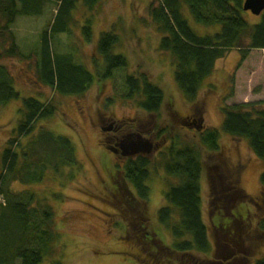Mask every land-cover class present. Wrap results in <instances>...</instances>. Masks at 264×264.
I'll list each match as a JSON object with an SVG mask.
<instances>
[{
	"label": "rangeland",
	"instance_id": "374dc122",
	"mask_svg": "<svg viewBox=\"0 0 264 264\" xmlns=\"http://www.w3.org/2000/svg\"><path fill=\"white\" fill-rule=\"evenodd\" d=\"M153 1L100 0L93 11L80 4L74 13L72 35L54 38V52L75 54L76 63L85 66L95 76V83L82 97L61 96L38 82L39 57L32 52L38 49L41 34L53 20L58 7L50 3L44 15L19 17L13 25L21 52L27 56L32 54L29 59L6 58L0 62L15 78L14 87L20 94V99L0 109V156L21 121L23 100L34 98L44 103L52 99L58 109L56 115L39 121L24 142H31L46 129L55 136L68 138L75 147L78 161V166L67 167L61 173L44 171L42 182L13 184L16 192L36 194L32 207L38 208L41 200L53 209L55 230L60 239L55 244L54 254L46 255L41 264H255L264 258V187L260 181L264 163L251 151L246 140L224 133H221V149L228 165L238 171L239 190L245 194V200L231 203L226 198V205H222V199L216 196H230V191L225 193L227 195H215L209 181V166L215 159L210 160L209 153L203 152L207 167L201 176V196L210 252L207 255L194 254L198 260L185 256L175 258L169 254L164 258L166 262L160 263L149 258L144 251L146 246L150 254L160 251L155 243L146 246L141 243L140 239L146 233L166 247H173L176 241L171 230L160 223L158 213L166 204V192L179 180L165 173L160 155L166 151L172 138L178 136L182 144L197 143L198 134L202 132L195 127L189 128L180 119L195 117L198 122L202 118L205 129H220L223 107L264 101V50L251 51L245 61H241L240 52L234 50L217 62L197 102L188 103L175 81L172 54L159 48L163 36L150 18L149 7ZM184 12L199 36L220 32V27L198 25L187 8ZM243 17L251 24L260 21V17L251 12H244ZM87 19L93 21L90 41L82 33ZM111 30L119 37L114 54L125 56L128 66L105 79V60L98 51V40L103 32ZM129 75H145L164 91L166 102L157 118L153 119L138 108L140 99L130 101L124 98L127 93L125 80ZM119 120L150 133L155 122V141L159 143L158 150L151 157V179L148 182L151 197L147 215L142 208L132 211L127 207L128 221L123 216L126 210L116 207L113 196L116 195L113 187L116 185L115 167L121 161L101 146L100 127ZM161 130L167 131L162 133L164 137L158 134ZM216 187H221V183ZM5 204L7 200L0 194V205ZM239 209L246 217L242 229L231 228L230 232H225L223 220L228 225L232 213ZM219 210L224 216H220ZM141 212L146 220L142 219ZM7 235L5 232L2 242L7 240Z\"/></svg>",
	"mask_w": 264,
	"mask_h": 264
},
{
	"label": "trees",
	"instance_id": "16d2710c",
	"mask_svg": "<svg viewBox=\"0 0 264 264\" xmlns=\"http://www.w3.org/2000/svg\"><path fill=\"white\" fill-rule=\"evenodd\" d=\"M244 1L154 0L150 4V18L163 36L159 48L162 52L172 54L175 81L188 103L197 102L203 85L213 74L217 62L231 51L238 50L241 61H245L251 51L264 50V13L258 23H249L243 17ZM99 2L100 0H0V62L6 58L29 59L34 53L39 57V83L61 96L86 95L95 83V76L85 66L77 64L72 54L54 52L52 43L56 35H72L74 13L80 4L93 11ZM50 3L58 7L56 19L42 32L38 49L27 56L17 44L13 25L19 17L44 15ZM185 8L198 25L220 27V32L199 36L190 26ZM92 22L87 19L82 28L87 41L92 38ZM118 42L119 37L113 30L103 32L98 40V51L105 60V79L113 77L116 70L128 66L125 56L114 54ZM14 85L15 78L7 66L0 64V109L20 99ZM125 85V99L134 101L138 98L139 109L149 115L160 114L166 102L165 93L147 76L129 75ZM57 110L52 99L44 103L34 98L24 99L23 110L20 111L21 121L3 151L0 161V194L5 196L7 204L0 205V264H41L46 255L54 254L53 249L60 239L55 230L53 209L41 200L38 201V208H34L32 203L35 202L36 194L13 190L15 182L26 185L42 182V174L46 170L61 173L67 167L78 166L75 147L66 137L55 136L43 129L31 142H24L39 121L54 117ZM173 114L176 118V112ZM222 114L220 129L199 132L197 143L182 144L176 136L160 155L161 166L166 174L179 180L165 194L166 205L158 213L160 223L171 230L176 241L173 247H166L162 243L160 245L159 240L149 237L148 233L144 234L140 239L141 243L145 246L155 243L158 245L157 249H160L150 254L147 246L144 247L148 257L154 261L164 263V258L169 254L175 258L182 259L185 256L198 260L193 256L195 253H208L211 250L201 196V176L207 167L203 152L209 153L210 160L215 159L214 164L209 166V181L215 195H227L225 193L230 191V196H216L222 199V205H226V198L231 203L238 199L245 200V194L239 190L238 171L228 165L222 152L221 133L246 140L251 151L264 163V101L225 106ZM166 132L162 130L161 133ZM151 166L150 158L137 156L126 162L122 161L115 167V205L126 210L123 216L127 221V207L132 211L137 207L142 208L147 215L146 209L151 197L148 186ZM260 181L264 187V172ZM217 183H221V187H216ZM24 196L30 197L27 199ZM217 208L220 209L219 205ZM241 210L232 213L228 225L223 220L225 232H230L231 228L242 229L246 217ZM219 213L224 216L221 210ZM141 217L143 220L147 219L142 212ZM5 232L8 233L5 236L7 240L2 242ZM255 264H264V258L257 260Z\"/></svg>",
	"mask_w": 264,
	"mask_h": 264
},
{
	"label": "flooded vegetation",
	"instance_id": "af4514ba",
	"mask_svg": "<svg viewBox=\"0 0 264 264\" xmlns=\"http://www.w3.org/2000/svg\"><path fill=\"white\" fill-rule=\"evenodd\" d=\"M101 117V116H100ZM153 119L157 118L156 116H151ZM102 123L105 122L104 118L101 120ZM183 123L187 126L193 127L196 124H198L200 121L196 122L195 117H189L182 119ZM157 125L154 122L153 128L150 131H143L140 128H137L134 125H129L124 123L122 120H119L117 122H112L107 127L101 126L100 130L102 132V147L107 150L109 153H111L114 157H116L119 161L126 162L129 158L122 156V149L120 145L128 139V137H144V138H150L156 147L159 146V143H157L155 140L157 139L156 131L155 129ZM160 134V132L158 133ZM163 137V136H162ZM162 152V151H160ZM114 190L116 186H113ZM263 194V193H262ZM115 196V195H113ZM209 264V263H208Z\"/></svg>",
	"mask_w": 264,
	"mask_h": 264
},
{
	"label": "water",
	"instance_id": "95a60500",
	"mask_svg": "<svg viewBox=\"0 0 264 264\" xmlns=\"http://www.w3.org/2000/svg\"><path fill=\"white\" fill-rule=\"evenodd\" d=\"M243 9L245 12H251L255 16H261L264 12V0H245ZM120 147L124 157H134L137 155L151 157L155 151L153 141L140 136L128 137Z\"/></svg>",
	"mask_w": 264,
	"mask_h": 264
},
{
	"label": "bare ground",
	"instance_id": "6f19581e",
	"mask_svg": "<svg viewBox=\"0 0 264 264\" xmlns=\"http://www.w3.org/2000/svg\"><path fill=\"white\" fill-rule=\"evenodd\" d=\"M57 10H58V9H57ZM57 12H58V11H57ZM56 15H57V13L55 14L53 20L50 21L51 23L48 25V27L54 23V21H55V19H56ZM48 27H47V28H48ZM47 28H46V29H47ZM46 29H45V30H46ZM56 36H59V35H56ZM56 36H55V37H56ZM17 44H18V43H17ZM19 47H20V46H19ZM72 55H75V54H72ZM12 134H13V133H12ZM11 136H12V135H11ZM2 154H3V153H2ZM2 154H1L0 158L2 157Z\"/></svg>",
	"mask_w": 264,
	"mask_h": 264
}]
</instances>
